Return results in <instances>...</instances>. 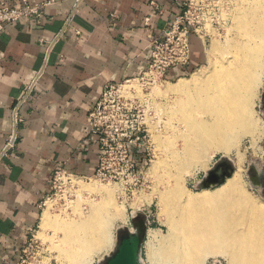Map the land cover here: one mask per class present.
Segmentation results:
<instances>
[{
  "label": "crops",
  "instance_id": "crops-1",
  "mask_svg": "<svg viewBox=\"0 0 264 264\" xmlns=\"http://www.w3.org/2000/svg\"><path fill=\"white\" fill-rule=\"evenodd\" d=\"M25 1L48 4L0 31V264H15L39 228L57 170L81 178L95 172L90 111L106 85L147 71L150 41L184 9L183 0ZM190 46L188 65L170 69L167 79L205 61L195 33ZM143 157L136 156L140 168Z\"/></svg>",
  "mask_w": 264,
  "mask_h": 264
},
{
  "label": "bare ground",
  "instance_id": "bare-ground-1",
  "mask_svg": "<svg viewBox=\"0 0 264 264\" xmlns=\"http://www.w3.org/2000/svg\"><path fill=\"white\" fill-rule=\"evenodd\" d=\"M243 1L246 4L237 7L234 18L235 38L224 47H211V52L222 55L211 73L190 82L179 77L166 89L153 88L157 95L175 96L167 112L182 129L170 127L165 139L167 144L178 141L180 146L170 149L167 163L174 165L176 173L169 175L171 184L159 197L160 223L166 232L161 228L151 232L147 244L152 264H205L207 258L219 255L227 264H264V202H255L243 188L241 152L235 154L231 175L215 190L202 188L192 196L183 186L185 174L195 164L203 165L210 150L229 152L241 136H255L259 131L253 105L264 83V0ZM165 162L161 159L158 164ZM99 186L88 183L80 189L99 195L111 190ZM88 203L85 214L77 209V219L56 221L47 209L43 212L42 230L54 224L62 232L49 246L57 248L58 264H89L93 254L104 250L106 230L119 209L111 212L104 198L96 202L89 198Z\"/></svg>",
  "mask_w": 264,
  "mask_h": 264
},
{
  "label": "rangeland",
  "instance_id": "rangeland-1",
  "mask_svg": "<svg viewBox=\"0 0 264 264\" xmlns=\"http://www.w3.org/2000/svg\"><path fill=\"white\" fill-rule=\"evenodd\" d=\"M245 4L246 1L243 0H212V4L202 7V9L192 13L194 14V16H198L199 18L197 19L198 22L195 20L194 27L197 31L199 39L203 43L205 61L183 76L185 77V82H190L193 78L196 77H203L214 70L217 62L222 59V55L219 52H211V47L217 44L219 47H224L235 38L236 27L234 25V18L238 13L237 7H239L240 5L243 6ZM170 75H172L171 72H167L166 76L168 77ZM177 80L178 78H174L171 80L166 79L164 81L155 80L154 82H152V80L143 79L131 82L133 86H136L138 89V98L141 102L143 111H146L147 113V116H145V120L148 124V132L145 135V139L143 140L142 150V153L144 155L143 161L145 163L140 168L139 177H130L128 179H125L124 181L109 182L100 181L96 178L87 180L77 178L75 181V187L73 189L72 197H67V200L57 199V208L54 204L52 205L53 202H51L48 204V207L44 209V211L47 209L46 211L49 216L56 221L57 219L65 221L77 219V209L82 210L81 212H84L85 214L90 209V204L88 203L89 198H94V202L102 198L106 199L111 207L110 209H112L111 212L119 209L117 211L118 213L120 212L119 215L117 217L114 216V218L116 219L113 218L114 220L109 223L106 230L107 239L104 244V250L100 251L99 253L93 254L91 256L89 264H100L101 261L113 251L115 247L117 232L123 228L132 229L131 218L136 214L145 216L147 218V230L143 244L142 261L143 264H152L147 253L149 252V247L147 244L150 241L151 232H155L160 228L162 229L163 234H165L166 232V227L161 225L160 223V220H162L163 218L160 216L162 215L160 212L162 204L159 200V197L165 195L166 190L171 184L169 182V179H167L168 177H170L169 175H175L176 173L174 165H171L170 163L168 165L167 163L171 161L169 155L171 152L170 149H172V147L174 148V146H180V143L178 141L167 144L168 142H166L165 139L171 133V128H177V130L182 129L181 125H177L175 121H173V119L169 117L170 113L167 112L168 104L171 103L175 96L173 94H168L166 96L157 95L154 92L153 88L154 86H160L159 88L166 89L167 87L174 86ZM154 94H156V96ZM253 109L255 111L254 119L259 120L258 133L260 132L261 134L259 133V135L258 133H256L255 136L245 134L241 136L237 140L236 146L231 148L229 152L210 150L207 153L205 160H203V163L205 165L195 164L194 166H192V169H190L189 173L185 174V178L183 180V186L185 190L189 189L192 196H195L196 192L201 189L198 187V184L200 183L203 176L207 173V171L213 169L222 160L228 161L231 165H233L235 169V154L237 151H239L244 156L241 171V182L243 188L255 202H264V181L261 185H255L254 182H251L249 177V173L252 171V167H255L257 170H264L263 82L262 86L258 88ZM151 130L153 132H151ZM154 135H156V137ZM161 149L165 150L162 151ZM167 149L169 150V152H167ZM159 154L160 156H158ZM160 158L163 159V161H166L165 163L167 164H158V162L161 161ZM225 169L228 170L227 167ZM79 183L81 184V186L83 184L86 185L88 183H95L100 185L101 187H108V191L110 189L111 190L109 191V193L105 194L106 196L103 194L99 195L97 192L91 193L87 190H83V188L80 189L81 186L79 187ZM217 186L219 185L209 187L208 189L213 191L217 188ZM48 227L42 230L40 224L39 228L36 229V235L42 243L41 255L44 257V262H47L48 264H58V261L56 259L58 255V252L56 250L57 248L50 249L49 246L51 247L52 240L58 241V239L62 236V232L54 229V224H51ZM205 264L227 263L226 259L223 256L219 255L207 258Z\"/></svg>",
  "mask_w": 264,
  "mask_h": 264
},
{
  "label": "built area",
  "instance_id": "built-area-1",
  "mask_svg": "<svg viewBox=\"0 0 264 264\" xmlns=\"http://www.w3.org/2000/svg\"><path fill=\"white\" fill-rule=\"evenodd\" d=\"M45 4L48 3L30 5L24 0L22 7L11 8L0 0V31L6 24L17 22L23 17L39 16L40 7ZM210 4L212 0H183L182 13L162 30L159 37L150 41L151 55L147 71L138 78L105 86L100 99L89 113L90 131L98 143L96 170L84 178L57 170L51 181V192L41 203L43 210L51 202L57 208V199L72 197L77 178H96L109 182L139 177L140 166L136 156L143 155V140L148 132V124L145 120L147 113L143 111L138 98V89L131 82L143 79L164 81L170 69L188 65L191 55L190 35L197 34L194 26L195 20L199 19L192 13ZM11 144L12 138L6 147ZM36 234V230L31 233L15 264H48L41 255L42 243Z\"/></svg>",
  "mask_w": 264,
  "mask_h": 264
},
{
  "label": "water",
  "instance_id": "water-1",
  "mask_svg": "<svg viewBox=\"0 0 264 264\" xmlns=\"http://www.w3.org/2000/svg\"><path fill=\"white\" fill-rule=\"evenodd\" d=\"M221 166L227 167L228 170L224 169L219 175L217 169ZM233 169V165L222 160L213 169L207 171L198 187L202 189L222 184L231 175ZM252 170L253 174L249 173L251 182L261 185L264 170H257L255 167H252ZM131 224L132 229L123 228L117 232L113 251L100 264H143L142 251L147 230V218L138 214L133 215Z\"/></svg>",
  "mask_w": 264,
  "mask_h": 264
},
{
  "label": "flooded vegetation",
  "instance_id": "flooded-vegetation-1",
  "mask_svg": "<svg viewBox=\"0 0 264 264\" xmlns=\"http://www.w3.org/2000/svg\"><path fill=\"white\" fill-rule=\"evenodd\" d=\"M226 167L225 166H221V167H219L218 169H217V173L220 175L221 174V172L225 169ZM253 170L250 172L251 174H253ZM263 178H262V183H263V181H264V176H262Z\"/></svg>",
  "mask_w": 264,
  "mask_h": 264
}]
</instances>
